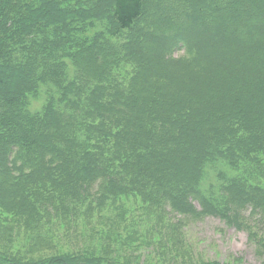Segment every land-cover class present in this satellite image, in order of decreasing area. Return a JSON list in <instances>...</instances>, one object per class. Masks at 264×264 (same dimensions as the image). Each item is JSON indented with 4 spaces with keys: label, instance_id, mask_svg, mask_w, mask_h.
<instances>
[{
    "label": "trees",
    "instance_id": "obj_1",
    "mask_svg": "<svg viewBox=\"0 0 264 264\" xmlns=\"http://www.w3.org/2000/svg\"><path fill=\"white\" fill-rule=\"evenodd\" d=\"M207 6L0 0V264H240L179 256L206 217L264 264V0ZM68 220L97 243L17 246Z\"/></svg>",
    "mask_w": 264,
    "mask_h": 264
},
{
    "label": "rangeland",
    "instance_id": "obj_2",
    "mask_svg": "<svg viewBox=\"0 0 264 264\" xmlns=\"http://www.w3.org/2000/svg\"><path fill=\"white\" fill-rule=\"evenodd\" d=\"M204 1L208 5L207 7L215 6L223 10L231 0ZM168 4H170V2L166 1V3H163V7L166 8ZM179 4L180 3H174V8H179ZM215 17H213V19H215ZM223 23H226V21ZM258 23L260 24L262 22ZM250 24L253 26L257 25L255 22H251ZM182 26L186 27V24L184 23ZM195 30L200 31L202 35L211 34L213 32L210 23L207 21L198 23ZM183 52V50L178 48L173 52L172 57L177 59L183 55ZM244 72L245 75H250L247 71ZM251 224H253V221H251ZM50 226L49 231H47L49 226L43 231V233H47L46 238L48 241L41 239L30 240L34 232L26 231L24 226L18 227V229H20L19 234L21 233L20 236L22 238H24L22 233L27 235V241L25 242V240L20 238V243L23 244L17 246L19 248H24L26 252L31 251L35 254H49L55 251L76 252L88 248L87 245L92 246L97 243L96 231L92 230V232H90L88 229L82 228L83 226L78 225V221L75 224H71L69 220L53 221ZM40 236H42V229H40ZM179 238L180 241L187 246L186 248H188L185 250L178 248L179 253L183 254L179 256H184L185 261L188 259L191 262L199 263L201 261L216 260L219 262L232 263L235 260L240 261V264H261L262 261L258 255L256 246L248 240L245 232L230 228L218 219L211 217L188 222L181 230ZM165 244L168 245V248H171L169 246L171 245L170 242H166ZM141 253L144 254V252ZM164 253L167 252L161 250L158 254L161 256ZM151 257L153 260L157 258L156 254H151Z\"/></svg>",
    "mask_w": 264,
    "mask_h": 264
}]
</instances>
